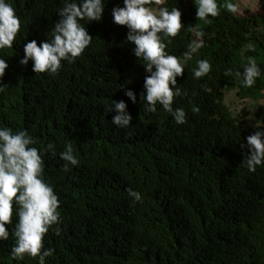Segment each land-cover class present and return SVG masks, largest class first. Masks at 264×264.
I'll return each instance as SVG.
<instances>
[{
  "label": "trees",
  "instance_id": "obj_1",
  "mask_svg": "<svg viewBox=\"0 0 264 264\" xmlns=\"http://www.w3.org/2000/svg\"><path fill=\"white\" fill-rule=\"evenodd\" d=\"M256 1L264 12V0ZM226 2L237 5L217 0L219 14L207 22L196 17L194 0L161 5L178 8L183 24L164 40L168 54L182 57L196 39L194 28L204 40L177 77L186 92L174 97L173 107L186 113L185 123L177 124L159 105L155 113L143 108L148 73L126 40L127 27L112 18L123 0H105L100 21H81L92 41L75 62L62 61L55 75L19 61L27 42L50 38L60 0H10L21 27L13 47L0 49L8 64L0 80V127L26 129L38 149L56 146L55 156L42 157L61 213L60 235L49 230L43 239L55 250L46 264H264V167L249 172L243 160L250 153L242 147L248 135L264 130V18L230 13ZM249 57L260 76L245 88L242 77L224 70L242 72ZM201 59L211 71L194 79ZM126 89L135 92V103ZM227 91L258 102L253 121H244L249 112L236 114L226 104ZM119 100L132 116L127 129L111 123L116 113L108 106ZM69 142L79 164L65 172L59 153ZM128 189L140 192L142 202L133 203ZM15 212L14 205L0 264H38V258L11 256Z\"/></svg>",
  "mask_w": 264,
  "mask_h": 264
},
{
  "label": "clouds",
  "instance_id": "obj_2",
  "mask_svg": "<svg viewBox=\"0 0 264 264\" xmlns=\"http://www.w3.org/2000/svg\"><path fill=\"white\" fill-rule=\"evenodd\" d=\"M165 2L123 0V7L112 9V18L113 23L127 27L126 40L134 44L133 53L148 73L141 94L144 110L155 113L159 105L177 124H183L186 121L184 109L173 107L174 97L186 95L177 87V77L183 76L187 62L204 46L203 33L193 29L196 39L189 43L182 57L168 54L164 40L177 36L183 24L181 11L176 7L171 10L161 7ZM60 3L61 7L57 9L59 19L50 30V38L42 40L39 45L36 40L24 45V55L19 62L27 65L31 60L35 73L55 75L62 61L75 62L92 41V36L81 21H100L105 9V0H60ZM194 3L198 20L207 22L210 16L216 17L219 14L217 0H194ZM224 7L230 13L238 12L237 5L232 2H226ZM20 27V19L10 0H0V49L13 47ZM168 43H171V39H168ZM248 48L254 50L251 44ZM196 64L192 71L194 79L206 76L211 71L212 65L207 59L198 60ZM242 67V72L237 70L235 73L231 68H226L224 75L242 77V86L251 88L260 76V67L251 57ZM7 68L6 60L0 59V80ZM4 89L5 85L0 84V92ZM125 95L133 103L136 102L137 97L132 89H126ZM111 111L116 113L111 123L127 129L132 116L126 102L114 101L108 106V112ZM193 111L199 109L194 108ZM246 140L247 143L242 147H246L250 154L245 156L243 164L249 172H255L258 166L264 167V130L255 131ZM35 143L26 129L14 132L9 127H0V241L9 239V228L6 225L13 223L15 205L17 219L12 230V258L19 262L27 255L33 259L38 258V264H46V258L51 257L55 250L45 248L43 239L49 230L60 235L61 213L58 211V196L45 180L42 157L46 152L53 156L57 153L56 146L51 142L39 149L34 146ZM59 156L64 161L62 170L65 172L79 164L70 142L64 145ZM128 195L133 203L142 202L140 192L128 189Z\"/></svg>",
  "mask_w": 264,
  "mask_h": 264
},
{
  "label": "rangeland",
  "instance_id": "obj_3",
  "mask_svg": "<svg viewBox=\"0 0 264 264\" xmlns=\"http://www.w3.org/2000/svg\"><path fill=\"white\" fill-rule=\"evenodd\" d=\"M237 5L240 13L245 14L247 11L252 13L254 16L264 18V12L260 9L259 3L256 0H237ZM226 104L230 106L236 114H242V111H246L249 114L244 116V121H253L252 117L258 108V102L239 101L236 91L226 92Z\"/></svg>",
  "mask_w": 264,
  "mask_h": 264
}]
</instances>
